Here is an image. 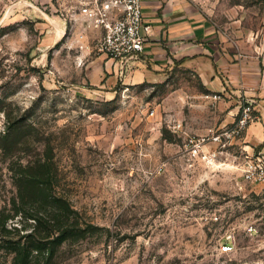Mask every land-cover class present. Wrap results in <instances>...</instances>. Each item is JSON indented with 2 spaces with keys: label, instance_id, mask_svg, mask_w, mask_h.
<instances>
[{
  "label": "rangeland",
  "instance_id": "obj_1",
  "mask_svg": "<svg viewBox=\"0 0 264 264\" xmlns=\"http://www.w3.org/2000/svg\"><path fill=\"white\" fill-rule=\"evenodd\" d=\"M82 1L0 0V131L8 118L32 124L0 147V211L12 212L11 167L49 152L56 192L98 227L31 264H264V186L243 181L225 153L215 165L187 158L173 128L216 132L242 100L177 62L159 81L104 82L97 91L84 79L97 47L70 63ZM174 1L212 25L222 61L264 60V0ZM227 150L239 155L238 145ZM7 238L17 232L0 234V264L11 260Z\"/></svg>",
  "mask_w": 264,
  "mask_h": 264
},
{
  "label": "crops",
  "instance_id": "obj_2",
  "mask_svg": "<svg viewBox=\"0 0 264 264\" xmlns=\"http://www.w3.org/2000/svg\"><path fill=\"white\" fill-rule=\"evenodd\" d=\"M142 3L144 24L148 25L147 32L143 31L146 43L142 59L121 63L98 50V54L86 62L84 79L95 85L97 91H105L104 82L159 81L174 62L194 65L203 83L213 82L225 94L231 92L240 100L248 98L252 101L257 118L247 126L243 139L264 152V60L244 57L233 62L223 57L222 61L217 56L220 51L215 45L214 28L205 20H192L186 6L174 0H142ZM73 21L71 38L76 43L70 52L74 51L75 59L70 56V63L74 60L78 64L82 57L91 55L96 46L94 39L101 36L102 30L88 22L80 10L73 13ZM228 55L231 59V53ZM131 63L136 67L130 69ZM238 107L235 105L229 109L232 117Z\"/></svg>",
  "mask_w": 264,
  "mask_h": 264
},
{
  "label": "trees",
  "instance_id": "obj_3",
  "mask_svg": "<svg viewBox=\"0 0 264 264\" xmlns=\"http://www.w3.org/2000/svg\"><path fill=\"white\" fill-rule=\"evenodd\" d=\"M25 125L32 127L31 123ZM25 125L8 118L0 131V147L6 149L16 143L25 134ZM17 166L11 167L16 188L11 197L12 212L0 211V234L17 232V238L3 239L2 245L11 256L9 264H31L45 254L51 258L63 243L84 238L98 229L92 223L81 222L79 212L56 192L55 169L49 152L34 160L18 161ZM9 219H17L16 224L9 227Z\"/></svg>",
  "mask_w": 264,
  "mask_h": 264
},
{
  "label": "built area",
  "instance_id": "obj_4",
  "mask_svg": "<svg viewBox=\"0 0 264 264\" xmlns=\"http://www.w3.org/2000/svg\"><path fill=\"white\" fill-rule=\"evenodd\" d=\"M80 11L86 20L102 30L97 49L108 58L121 63L137 60L144 52L148 25L143 20L142 0H87ZM257 118L254 105L248 98L242 100L240 112L227 125L206 135L190 134L173 126L184 135V152L189 159H200L215 165L220 155L234 157V163L243 181L264 186V152L248 145L243 139L247 126ZM238 145L239 155H232L227 148ZM161 169V168H160Z\"/></svg>",
  "mask_w": 264,
  "mask_h": 264
}]
</instances>
